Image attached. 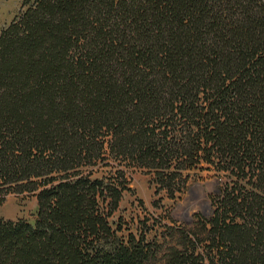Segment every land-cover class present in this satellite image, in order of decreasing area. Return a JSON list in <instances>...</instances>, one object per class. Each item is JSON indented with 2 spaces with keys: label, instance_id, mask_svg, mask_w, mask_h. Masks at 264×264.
<instances>
[{
  "label": "trees",
  "instance_id": "16d2710c",
  "mask_svg": "<svg viewBox=\"0 0 264 264\" xmlns=\"http://www.w3.org/2000/svg\"><path fill=\"white\" fill-rule=\"evenodd\" d=\"M203 163L236 184L163 264H264V0L23 2L0 33V201L38 192V214L0 220V264H154L110 223L126 171L175 199Z\"/></svg>",
  "mask_w": 264,
  "mask_h": 264
},
{
  "label": "rangeland",
  "instance_id": "374dc122",
  "mask_svg": "<svg viewBox=\"0 0 264 264\" xmlns=\"http://www.w3.org/2000/svg\"><path fill=\"white\" fill-rule=\"evenodd\" d=\"M24 1L0 0V33L19 15ZM103 165L97 169L99 172L95 178L111 177L115 173V168ZM126 172L127 190L110 223L114 229L121 227L119 237L122 240L134 234L155 245L157 255L154 264H163L165 255L171 249H183L185 240L194 239V234L207 239L201 223L213 217L223 192L228 186L236 184V178L231 173L218 172L216 167L203 163L192 171V178L184 192L171 199L166 191H159L158 186L152 184L153 177L144 171L131 169ZM239 186L251 190L249 185ZM38 194L25 192L4 196L0 201V220H25L34 224L38 214ZM206 245L202 244L198 253L204 252Z\"/></svg>",
  "mask_w": 264,
  "mask_h": 264
}]
</instances>
